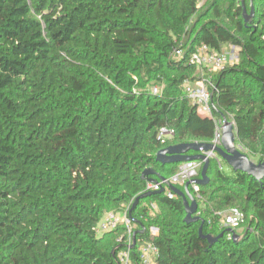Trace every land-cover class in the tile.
Segmentation results:
<instances>
[{"label": "trees", "instance_id": "trees-1", "mask_svg": "<svg viewBox=\"0 0 264 264\" xmlns=\"http://www.w3.org/2000/svg\"><path fill=\"white\" fill-rule=\"evenodd\" d=\"M243 2L247 21L242 0H0V264H115L125 227L104 239L96 224L128 206L135 240L158 248L154 264H264V176L209 160L199 216L204 234L223 233L213 244L183 221L180 196L131 202L144 169L175 173L159 149L212 143L215 119L233 121L236 144L263 160L264 0ZM201 42L237 49L212 74L213 118L182 88L198 78L186 56ZM160 127L173 136L161 142ZM143 201L157 204L154 218ZM233 206L245 215L237 240L214 213ZM131 258L141 264L137 246Z\"/></svg>", "mask_w": 264, "mask_h": 264}, {"label": "built area", "instance_id": "built-area-1", "mask_svg": "<svg viewBox=\"0 0 264 264\" xmlns=\"http://www.w3.org/2000/svg\"><path fill=\"white\" fill-rule=\"evenodd\" d=\"M205 2L206 0H196L197 7H201ZM183 52V49L179 46V48L175 49L174 56L182 57ZM186 58L188 63L195 67L198 78L194 81L186 79L183 82V91L196 107V111L200 115L213 118L211 106L212 91L210 90H214V86L211 81L212 74L227 66L230 63L229 61L231 60V57L225 50H217L212 46L201 42L189 52ZM152 90L153 92H157L156 88H153ZM222 122V118L215 119V131L212 140V143L215 145H220ZM173 134L174 131L172 129L168 127H160L157 133V138L161 142H164L166 139L171 138ZM204 154L209 158L216 159V153L212 150L206 151ZM201 165L202 162L196 160L181 162L179 163L175 173H173L169 178L158 180L156 182L145 181L142 192L155 191L161 187H165L166 184L177 186L184 185L186 182H189L188 187L192 189V193L198 203L196 214L200 215L201 210L199 208L203 207V198L200 194V185L196 182V179L200 176L199 173ZM218 165L221 169L219 161ZM164 191H166L169 197L175 196V194L167 187H165ZM128 208L129 206L121 212L107 213L104 215V218L96 224V233L100 234L116 228L119 224H123L125 227V237L117 239V241L121 242L123 245L118 251L115 264H133L131 258L133 226L130 223V218L127 213ZM214 213L220 216V224L231 231L240 228L245 221L244 213L235 206L224 211H215ZM227 235L231 236V232L227 231ZM137 252L138 259L141 264H154L158 248L153 242L142 240L137 244Z\"/></svg>", "mask_w": 264, "mask_h": 264}, {"label": "water", "instance_id": "water-1", "mask_svg": "<svg viewBox=\"0 0 264 264\" xmlns=\"http://www.w3.org/2000/svg\"><path fill=\"white\" fill-rule=\"evenodd\" d=\"M243 6V17L247 21L252 15L253 11L249 14L246 12L244 7V2L242 0ZM223 122L221 125V138L220 145H215L213 143H203V142H180L175 144H170L162 147L155 153V161L160 165L181 163L188 160L201 161L202 165L200 168V176L196 179V182L201 186L205 185L209 177L206 173L209 160L211 158L207 157L204 152L214 151L216 153V160L220 162L223 160L233 171H241L248 175L260 179L264 176V158L262 161H254L246 153H244L241 148L236 144V130L231 120L222 118ZM155 175L156 178L149 177V175ZM164 178L154 169L148 167L141 173V180L156 182L158 180H163ZM189 182H186L183 186V190H180L174 185L166 184L165 187L169 188L173 193L180 196L184 205L185 216L183 221L187 224L199 222L198 235L202 239H206L209 244H213L219 238L222 237L223 233L217 236L211 234H204V220L197 215L198 203L194 195L190 192L188 188ZM165 187H161L155 191H144L137 195L132 203V209L136 207L138 202L146 197L153 194L161 193L165 190ZM231 232L234 240L240 239V235L227 229ZM136 232L133 233V243H135Z\"/></svg>", "mask_w": 264, "mask_h": 264}, {"label": "rangeland", "instance_id": "rangeland-1", "mask_svg": "<svg viewBox=\"0 0 264 264\" xmlns=\"http://www.w3.org/2000/svg\"><path fill=\"white\" fill-rule=\"evenodd\" d=\"M231 47H233V46L223 45V46H222V49L225 50L226 53H229V55H230V57H231V60H234V59H235V56H236V53H237V49H235V48L233 47V52H230ZM231 60H230L229 62H231ZM152 86H153V87H152ZM152 86H150V89L152 90L153 88H156L157 91H160V90L162 89V87H163V85H152ZM152 91H153V90H152ZM229 120H230V119H229ZM233 125H234V124H233ZM168 139H170V138H168ZM242 151H243V150H242ZM253 160L256 161L255 158H253ZM220 163H221V165L223 166V168H224V170H225L224 172H225V173H229L228 171H229L230 167H229V166H228L223 160H220ZM228 167H229V169H228ZM230 171H231V170H230ZM131 202H133V201H131ZM141 204H142L143 206L146 207V209H147V210H146V211H147V214H148V216H150L151 218H154V217L156 216V214L158 213V211L160 210V209L158 208L157 204H156V203H153V202L143 201ZM110 212H112V211H107L106 213H104V214L100 217V219H99L98 222H100V221L104 218V215H105V214L110 213ZM118 212H121V211H118ZM245 226H246V225H243L242 227L236 229V230H235V233L239 234V232H241V231H243V230L245 229ZM157 228H158V227L156 226V224L151 225V226L149 227V231H150V233L156 235L157 232H158V229H157ZM114 229H115V228H114ZM110 233H111V232H107V233L105 232V233H101V234H102V235L105 234V238H104V239H112L111 236H110ZM97 234H98L99 237L102 236L100 233H97ZM137 244H138V242L135 240L134 246H137ZM134 246H132V248H133Z\"/></svg>", "mask_w": 264, "mask_h": 264}, {"label": "crops", "instance_id": "crops-1", "mask_svg": "<svg viewBox=\"0 0 264 264\" xmlns=\"http://www.w3.org/2000/svg\"><path fill=\"white\" fill-rule=\"evenodd\" d=\"M222 50H223V49H222ZM230 52H233V47H231ZM220 166H221V170L225 171L224 168H223V166L221 165V163H220ZM228 169H229V167H228ZM230 170H231V168L229 169L228 172H230Z\"/></svg>", "mask_w": 264, "mask_h": 264}, {"label": "bare ground", "instance_id": "bare-ground-1", "mask_svg": "<svg viewBox=\"0 0 264 264\" xmlns=\"http://www.w3.org/2000/svg\"><path fill=\"white\" fill-rule=\"evenodd\" d=\"M175 194V193H174Z\"/></svg>", "mask_w": 264, "mask_h": 264}]
</instances>
